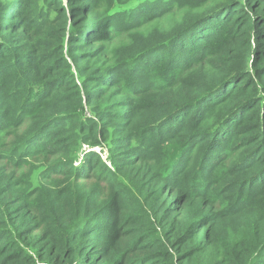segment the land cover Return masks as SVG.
Wrapping results in <instances>:
<instances>
[{
  "label": "trees",
  "instance_id": "obj_1",
  "mask_svg": "<svg viewBox=\"0 0 264 264\" xmlns=\"http://www.w3.org/2000/svg\"><path fill=\"white\" fill-rule=\"evenodd\" d=\"M0 264H264V0H0Z\"/></svg>",
  "mask_w": 264,
  "mask_h": 264
}]
</instances>
